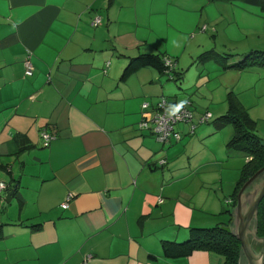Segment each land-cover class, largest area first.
I'll list each match as a JSON object with an SVG mask.
<instances>
[{
	"label": "crops",
	"instance_id": "0c3cea01",
	"mask_svg": "<svg viewBox=\"0 0 264 264\" xmlns=\"http://www.w3.org/2000/svg\"><path fill=\"white\" fill-rule=\"evenodd\" d=\"M111 5L132 11L133 30L125 18L114 29ZM210 47L264 48V11L240 0H0V264L223 262L203 249L167 257L161 240L228 222L236 179L220 181L219 193L208 184L223 171L179 163L182 135L155 136L161 72L143 66L121 78L129 56L158 49L175 70L191 69L162 93L176 106L208 85L209 61L218 74L237 69L195 61Z\"/></svg>",
	"mask_w": 264,
	"mask_h": 264
},
{
	"label": "trees",
	"instance_id": "16d2710c",
	"mask_svg": "<svg viewBox=\"0 0 264 264\" xmlns=\"http://www.w3.org/2000/svg\"><path fill=\"white\" fill-rule=\"evenodd\" d=\"M233 1V0H226ZM253 4H258L264 11V0H240ZM219 51V52H218ZM214 52V53H213ZM222 52L219 49L210 47L201 51L199 54L204 53L205 58L216 59L221 63L224 68H237L245 69L252 66H261L264 68V48H251L243 53L226 51V54H219ZM199 54L197 56H199ZM165 56V57H164ZM160 51H149L143 53H137V55L129 56L126 65L124 66L121 78H126L139 68L143 66H152L161 73H167L168 76L173 77L174 80H178L179 83L183 78L184 71L175 70V61L166 56ZM174 74H173V73ZM164 98L168 103L166 97H161L159 101ZM227 103L226 112L218 115L214 118L216 128H220L224 125L231 124L233 127V135L227 142V149H233V152L239 153L243 151L246 153L247 160L243 163L240 168V175L235 182L233 191L229 195L228 201H232V206L235 207L237 203V193L243 183L260 167L264 165V138L256 133L257 121L250 115L248 108H246L239 97L234 91H228L225 97ZM183 105L189 109L191 115L189 120L179 122H189L193 124L194 116L192 109L187 101L179 102L177 106ZM181 108V107H180ZM178 123V122H177ZM143 126L142 128H146ZM176 131H178L174 125ZM195 130H191V133ZM43 132V131H41ZM179 132V131H178ZM43 138V137H42ZM181 138L179 132V138H172L171 140L177 141ZM161 142H163L161 140ZM167 143V141H165ZM233 153V154H234ZM231 197V198H230ZM229 213L231 209L227 208ZM232 216V217H231ZM233 214H230L228 222H219L212 226H189L188 235L181 240L163 238L161 240V247L163 255L167 257H181L192 253L194 250L203 249L211 252L218 253L223 256V262L221 264H237L239 257L240 241L230 231L225 230L221 225L231 226ZM257 235L260 237L264 236V195L259 201L257 207ZM264 264V263H263Z\"/></svg>",
	"mask_w": 264,
	"mask_h": 264
},
{
	"label": "rangeland",
	"instance_id": "374dc122",
	"mask_svg": "<svg viewBox=\"0 0 264 264\" xmlns=\"http://www.w3.org/2000/svg\"><path fill=\"white\" fill-rule=\"evenodd\" d=\"M101 11L104 13L105 10L102 8ZM109 11L110 15L115 20L112 22V26L115 30L118 29V23L121 18H125L128 22L126 29L133 30V15L129 8L121 9L117 5H111ZM252 36L253 34L251 32V37ZM258 38V33H256L252 43H260ZM240 45L244 46L242 41H239V46ZM205 49L203 48L202 52ZM154 51H158V49L154 48ZM221 51L222 52L219 53L221 55L228 53L226 50ZM203 55L204 53L199 54L197 58H205ZM197 62H200L199 59ZM209 62L206 64V68L210 72L208 85L201 89L199 88L198 91H196V95H192L191 97L188 95L186 97L188 100L185 99L192 109L194 116L192 125H195L196 130H194L195 132L193 131L194 133L192 132L193 134L191 133V123L189 122L176 123L175 127H177V129H179L180 126L183 127L187 125L188 131L187 135H183L182 133L181 140L176 143L185 141L186 145V154L179 163L182 162L186 166H195L199 163L202 164L203 168L206 167L212 170L223 171L221 179L218 177V179L214 178L212 184H208V187H213L214 190L222 193L218 188L220 181L223 183L225 189L230 179L234 177V179L237 180L240 175V168L247 160V156L243 151H239V153L233 156L230 154L233 149H230L231 151L228 152L227 142L233 135V127L231 124H227L220 128H216L214 118L226 112L227 103L225 97L228 91L233 90L242 104L248 108L250 115L257 121L256 133L264 138V71H262L264 69H262L261 66H252L254 68L251 70L231 69V71L226 73L220 71L221 74H218L213 67L214 61ZM190 70H185V72L189 73ZM161 75L162 78L159 83L160 86H163L165 89H162L161 93H159L160 97H166L162 94L163 91H177L179 81L169 78L167 73H161ZM189 100L192 101V104ZM149 131V128H142V132L147 135ZM185 136L190 137L189 139H185ZM203 156L206 158L213 157L216 159V162L211 164L212 161H208L209 165H207V160H202ZM217 161H219V163H217ZM217 175L219 174L217 173ZM234 185L235 184H233V188ZM233 188H229V190L232 192ZM224 193L226 194L228 192Z\"/></svg>",
	"mask_w": 264,
	"mask_h": 264
},
{
	"label": "water",
	"instance_id": "95a60500",
	"mask_svg": "<svg viewBox=\"0 0 264 264\" xmlns=\"http://www.w3.org/2000/svg\"><path fill=\"white\" fill-rule=\"evenodd\" d=\"M15 188L6 192L5 199L10 200ZM264 195V165L258 168L240 187L237 203L233 209V225H221L232 232L240 241L237 264L264 263V236L257 235V207Z\"/></svg>",
	"mask_w": 264,
	"mask_h": 264
},
{
	"label": "built area",
	"instance_id": "2783aa9c",
	"mask_svg": "<svg viewBox=\"0 0 264 264\" xmlns=\"http://www.w3.org/2000/svg\"><path fill=\"white\" fill-rule=\"evenodd\" d=\"M95 22L99 21V17H95ZM33 72V66L31 63V60L29 57H26L24 60V73L27 75L32 74ZM144 107L148 106V102H144ZM172 108L170 104L162 98L160 101L157 102L156 108L152 114L151 118V129L155 136L162 140L167 141L171 140L172 138H179V132L175 130L174 125L179 121H186L190 118V111L186 107H181L178 112L175 114L172 113ZM150 126L148 121L145 119L141 122L140 126ZM194 129V125H191V130ZM41 136L44 140H49L52 138V135L48 134L47 132L43 131L41 132ZM5 187V183L0 180V190H2ZM69 196L66 197V199L62 202V205H66L68 201ZM85 264V263H83Z\"/></svg>",
	"mask_w": 264,
	"mask_h": 264
},
{
	"label": "clouds",
	"instance_id": "9594fccd",
	"mask_svg": "<svg viewBox=\"0 0 264 264\" xmlns=\"http://www.w3.org/2000/svg\"><path fill=\"white\" fill-rule=\"evenodd\" d=\"M183 105L181 104L180 106L175 107L174 109H172V113L171 114H175L176 112H178L180 110V107H182Z\"/></svg>",
	"mask_w": 264,
	"mask_h": 264
}]
</instances>
